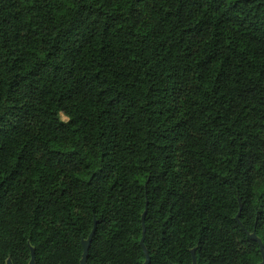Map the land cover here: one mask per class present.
<instances>
[{"label":"trees","instance_id":"16d2710c","mask_svg":"<svg viewBox=\"0 0 264 264\" xmlns=\"http://www.w3.org/2000/svg\"><path fill=\"white\" fill-rule=\"evenodd\" d=\"M94 223L86 264L262 262L264 0H0V264Z\"/></svg>","mask_w":264,"mask_h":264},{"label":"water","instance_id":"95a60500","mask_svg":"<svg viewBox=\"0 0 264 264\" xmlns=\"http://www.w3.org/2000/svg\"><path fill=\"white\" fill-rule=\"evenodd\" d=\"M145 213L142 215V221H143V218L145 216ZM94 232H95V223H94V227L90 233V235L88 236L87 240L86 241H82L81 242V247H82V257H81V261H80V264H86V260H87V255H88V250H89V247H90V244H91V241H92V238L94 236ZM248 238L251 240V241H254L256 243H258L259 245V249H260V253H261V257H262V262L260 264H264V249H263V246L260 242V240H258L255 236V234H251V235H248ZM144 232L142 233V239L140 241V246L144 252V255H145V262L144 264H149V257H148V254L144 248ZM192 264H196V260H195V253L194 251H192ZM6 264H11V262L8 260L6 262ZM29 264H34V257H33V252L31 251V260L29 262Z\"/></svg>","mask_w":264,"mask_h":264},{"label":"clouds","instance_id":"9594fccd","mask_svg":"<svg viewBox=\"0 0 264 264\" xmlns=\"http://www.w3.org/2000/svg\"><path fill=\"white\" fill-rule=\"evenodd\" d=\"M64 119H66L65 117H61V120L63 121Z\"/></svg>","mask_w":264,"mask_h":264}]
</instances>
